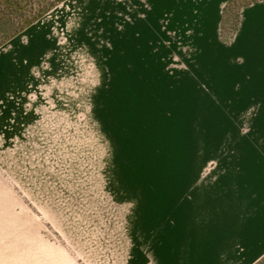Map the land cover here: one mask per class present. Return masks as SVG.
Instances as JSON below:
<instances>
[{"label":"rangeland","instance_id":"obj_1","mask_svg":"<svg viewBox=\"0 0 264 264\" xmlns=\"http://www.w3.org/2000/svg\"><path fill=\"white\" fill-rule=\"evenodd\" d=\"M0 264H264V0H62L0 42Z\"/></svg>","mask_w":264,"mask_h":264},{"label":"trees","instance_id":"obj_2","mask_svg":"<svg viewBox=\"0 0 264 264\" xmlns=\"http://www.w3.org/2000/svg\"><path fill=\"white\" fill-rule=\"evenodd\" d=\"M62 0H0V42L16 35Z\"/></svg>","mask_w":264,"mask_h":264},{"label":"crops","instance_id":"obj_3","mask_svg":"<svg viewBox=\"0 0 264 264\" xmlns=\"http://www.w3.org/2000/svg\"><path fill=\"white\" fill-rule=\"evenodd\" d=\"M159 14H161V12H160V13H158V15H159Z\"/></svg>","mask_w":264,"mask_h":264}]
</instances>
